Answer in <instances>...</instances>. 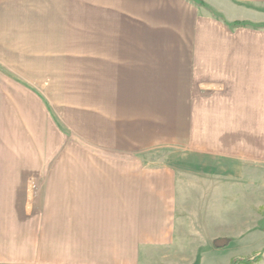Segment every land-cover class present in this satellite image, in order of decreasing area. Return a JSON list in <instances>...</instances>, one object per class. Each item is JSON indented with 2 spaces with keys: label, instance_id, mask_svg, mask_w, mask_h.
<instances>
[{
  "label": "crops",
  "instance_id": "obj_1",
  "mask_svg": "<svg viewBox=\"0 0 264 264\" xmlns=\"http://www.w3.org/2000/svg\"><path fill=\"white\" fill-rule=\"evenodd\" d=\"M40 117L89 153L82 191L101 200L89 230L109 249L94 264L166 261L180 173L141 155L198 151L209 129L196 120L264 136V0H0V264L24 263Z\"/></svg>",
  "mask_w": 264,
  "mask_h": 264
},
{
  "label": "rangeland",
  "instance_id": "obj_2",
  "mask_svg": "<svg viewBox=\"0 0 264 264\" xmlns=\"http://www.w3.org/2000/svg\"><path fill=\"white\" fill-rule=\"evenodd\" d=\"M221 111L216 103L215 112ZM47 123L40 117L38 167L29 184L38 199L28 209L24 205V215L29 214L24 221L32 229H24L23 264L30 256L25 254L27 236L30 245L37 241L38 264H94L109 249L100 245L104 233L89 230L95 204L101 207L100 199L82 191L86 174L92 175L89 153L58 120L50 119L54 130ZM238 123L196 120L195 126L209 129V135L197 137L204 146L198 151L170 147L141 155L152 169L167 163L180 173L174 244L163 255L166 261L155 253L152 260L143 256L141 264H178L179 256L185 264L197 253L205 264H230L264 252V136L223 135L237 131ZM255 264H264V254Z\"/></svg>",
  "mask_w": 264,
  "mask_h": 264
},
{
  "label": "trees",
  "instance_id": "obj_3",
  "mask_svg": "<svg viewBox=\"0 0 264 264\" xmlns=\"http://www.w3.org/2000/svg\"><path fill=\"white\" fill-rule=\"evenodd\" d=\"M198 6L200 7H204V5L202 3H196ZM238 25V23L236 24ZM227 243V241H226ZM215 247H224L226 244H222L219 245L217 243H214ZM264 254V252L254 255L250 258H235L232 260V262L230 264H255L259 259H261L262 255Z\"/></svg>",
  "mask_w": 264,
  "mask_h": 264
}]
</instances>
